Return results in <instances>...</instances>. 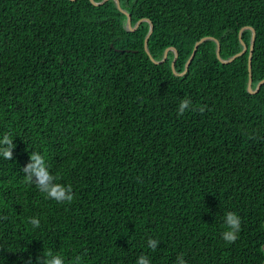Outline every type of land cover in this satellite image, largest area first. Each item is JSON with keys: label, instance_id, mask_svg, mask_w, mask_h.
Segmentation results:
<instances>
[{"label": "trees", "instance_id": "1", "mask_svg": "<svg viewBox=\"0 0 264 264\" xmlns=\"http://www.w3.org/2000/svg\"><path fill=\"white\" fill-rule=\"evenodd\" d=\"M100 2L102 0H94ZM148 51L197 41L227 60L255 30L252 90L264 79V0H119ZM109 0H0V264H36L49 249L71 264H264V84L247 91V51L230 64L201 43L186 73L174 52L153 63L149 23L129 31ZM119 50V51H118ZM203 113L177 115L181 99ZM32 151L71 204L24 182ZM241 229L227 243L224 217ZM38 218L40 226L28 222ZM159 241L157 250L147 240Z\"/></svg>", "mask_w": 264, "mask_h": 264}, {"label": "clouds", "instance_id": "2", "mask_svg": "<svg viewBox=\"0 0 264 264\" xmlns=\"http://www.w3.org/2000/svg\"><path fill=\"white\" fill-rule=\"evenodd\" d=\"M199 111L203 113L206 106H200L198 109L192 107L190 99H181L177 108V115L182 116L186 110ZM15 145L13 138L8 134H4L3 138L0 139V156L6 160L13 158V149ZM24 175V182L28 185H34L36 189L44 194L45 199H51L57 203H68L71 204L74 200V193L71 185H65L58 183V177L51 174L48 170L45 158L42 154L32 151L29 156V162L22 169ZM28 222L33 228L40 226L38 218L31 217ZM225 230L221 238L227 243H234L241 229L240 217L234 212H227L224 217ZM147 247L153 251L157 250L159 241L153 238L147 240ZM28 264H32L31 261ZM36 264H65L64 257L58 253H53L50 249L37 257ZM71 264H82V258L77 255L71 261ZM136 264H151L149 258L146 255H141L137 260ZM175 264H186L184 255L181 253L176 257Z\"/></svg>", "mask_w": 264, "mask_h": 264}, {"label": "water", "instance_id": "3", "mask_svg": "<svg viewBox=\"0 0 264 264\" xmlns=\"http://www.w3.org/2000/svg\"><path fill=\"white\" fill-rule=\"evenodd\" d=\"M74 1V0H73ZM90 3L94 6H100V5H103L104 3H106L107 1L109 0H102L100 2H95L94 0H89ZM114 1L117 9L123 14L126 16V23H125V26L126 28L131 31V32H134L136 31V29L139 27V25L142 23V22H148L149 23V30L144 38V43H143V48H144V51L145 53L147 54V56L150 58V60L155 63V64H160V63H163L165 62L166 58H167V54H168V51H173L174 52V58H173V61L171 63V69H172V72L174 73V75H177V76H180V75H183L184 73H186L187 69H188V66L190 65L195 53H196V50L198 48V46L205 42V41H208V40H211V41H214L216 43V50H215V54H216V58L218 59V61L221 63V64H230L232 63L236 58L242 56L246 51H247V45L242 41V33L243 31L245 30H249L251 32V37H250V46H249V50H248V60H247V70H248V83H247V91L250 93V94H255L259 91L260 87L262 86V84H264V79L262 81H260L258 84H257V87L255 90H252V75H251V68H252V55H253V50H254V42H255V30L252 28V27H249V26H244L240 29L239 33H238V38H239V41H240V44L242 46V50L235 54L234 56L230 57L229 59L227 60H224L221 58L220 56V44L218 42L217 39L215 38H212V37H204V38H201L199 41H197L193 47V50H192V53L189 57V59L187 60L186 64H185V69L182 73H177L175 71V68H174V63L177 59V51L175 48L173 47H170V48H167L165 51H164V54H163V58L160 60V61H156L152 58L150 52L148 51V39L152 33V30H153V24L152 22L149 20V19H140L139 21L136 22V24L134 26L131 25V17L130 15L124 10L121 8L120 6V2L119 0H112ZM119 51V50H118Z\"/></svg>", "mask_w": 264, "mask_h": 264}]
</instances>
